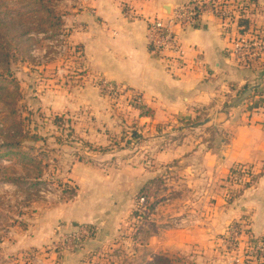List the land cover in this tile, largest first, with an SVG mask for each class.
Segmentation results:
<instances>
[{
	"label": "crops",
	"instance_id": "0c3cea01",
	"mask_svg": "<svg viewBox=\"0 0 264 264\" xmlns=\"http://www.w3.org/2000/svg\"><path fill=\"white\" fill-rule=\"evenodd\" d=\"M192 1L88 0L75 16L77 27L82 28H76L74 41L82 47L89 74L136 92L139 104L152 112L150 117H139L134 110L155 169L151 175L144 166L129 168L121 161L122 170L131 171L120 174V181L112 176L72 181L77 187L74 198L58 211H46V224L16 243L18 250L47 246L58 222L60 233L67 226H94L97 238L92 246L113 240L128 217L135 190L163 174L168 181L165 199L154 209L155 232L149 240L154 253L192 250L194 264H252L241 257H215L212 251L214 237H222L232 222L246 224L247 236L240 231L242 242L264 237V51L249 66L239 63L233 52V43L241 35L258 40L264 49V0L247 5L244 34L237 17L221 21L210 11L200 16L195 27L175 28L185 52L177 66L152 51L149 27L164 23L175 6ZM177 135L180 138L175 140ZM100 157L111 161L112 153ZM240 165L253 170L255 182L227 202L220 181L230 168ZM202 204L203 211L193 220L192 213ZM174 218L190 220L175 228ZM85 259L84 253L71 252L54 264H93ZM51 260L38 264H53Z\"/></svg>",
	"mask_w": 264,
	"mask_h": 264
},
{
	"label": "rangeland",
	"instance_id": "374dc122",
	"mask_svg": "<svg viewBox=\"0 0 264 264\" xmlns=\"http://www.w3.org/2000/svg\"><path fill=\"white\" fill-rule=\"evenodd\" d=\"M3 1L13 11L30 3L32 10L41 9L44 14L43 5L53 15L38 31L34 28L40 22L33 15L27 25L33 29L28 37L34 41L27 52H15L16 58L10 61L8 67L4 69L0 66V87L9 89V92L17 87L12 98L5 95L0 99V264H38L50 257V263L54 264L59 257L62 259L71 252L84 253L85 260L93 264H159L155 257H166L170 264H187L186 261L194 264L192 257L195 254H192V250L180 253L155 250L154 253L156 248H153V244L149 246L155 232L154 210L151 212L148 205L146 209L144 205L139 208L145 215L143 226L140 223L142 220L132 218L140 188L131 197L128 217L120 223L113 240L92 246L90 244L97 238L94 226H67L68 230L60 233L58 222L54 224L56 235L47 246L17 249V244L24 241L26 234L46 224V211H58L61 204L74 198L72 193L77 187L72 181L85 177L108 179L111 176L114 181H120V174L131 171L122 170L124 165L134 169L144 166L145 171L153 175L155 164L149 144H146L148 140L142 138L134 114L133 106L140 105L139 102L125 88L121 87L118 91L103 88V81L89 74L82 58V47L75 44L76 28L82 27H77L74 18L83 11L88 0ZM226 2L233 8L230 9L232 17L234 15L238 19L240 12L236 9V3L230 0ZM6 69L9 73L5 72ZM134 134L138 138H134ZM33 136L38 138L33 139ZM179 138L177 135L175 140ZM11 140L19 142L20 151L27 160L18 155V150L5 147ZM9 151V156H3ZM107 153H112V160H100V156ZM121 161L124 162L123 166ZM232 168L219 184L222 197L227 202L242 191L241 185L233 187L232 183H228ZM13 176L20 177L21 184L7 180ZM159 177L156 175L150 179ZM162 177L165 175L162 174ZM165 180L167 177L161 180L164 182L163 190L149 202L154 209L164 203L163 195L168 183ZM202 206L198 210L195 208L193 217L203 211ZM187 220L190 219L174 218L171 224L176 228ZM193 220H197L196 217ZM244 226L245 223L232 222L222 237H214L216 244L212 255L228 259L241 257L252 264H264V237L242 242L240 231L247 236ZM79 229L87 230L80 247L74 251H61L60 247L65 244L63 236ZM138 229L152 230L153 233L149 238H144L138 234ZM232 232H236L237 236ZM134 235L137 236L136 240ZM254 246L261 248L263 253L252 251L251 247ZM257 259L261 262H257Z\"/></svg>",
	"mask_w": 264,
	"mask_h": 264
},
{
	"label": "built area",
	"instance_id": "2783aa9c",
	"mask_svg": "<svg viewBox=\"0 0 264 264\" xmlns=\"http://www.w3.org/2000/svg\"><path fill=\"white\" fill-rule=\"evenodd\" d=\"M210 11L221 21L230 20L232 11L228 8V3L225 0H194L190 3L175 6L167 16L164 23H154L149 27V46L152 51L159 55L165 62H173L177 66L183 63L185 52L180 46L174 33L175 28L195 27L198 25L200 16L205 12ZM264 49L262 44L256 39H250L246 36H239L233 43V52L239 63L244 66H249L262 55ZM103 88L109 91H118L119 86L103 81ZM133 99L138 101L139 96L136 92H132ZM253 174L252 169L247 166H238L229 174L228 183H232L233 187L249 183V174ZM235 237L236 232H232ZM87 236L86 229H79L76 232L69 233L63 236V241L60 247L61 251H74L80 247V242ZM259 245V244H258ZM257 246V245H256ZM256 246L251 247L252 251L263 253L261 248ZM258 252V254H260Z\"/></svg>",
	"mask_w": 264,
	"mask_h": 264
},
{
	"label": "trees",
	"instance_id": "16d2710c",
	"mask_svg": "<svg viewBox=\"0 0 264 264\" xmlns=\"http://www.w3.org/2000/svg\"><path fill=\"white\" fill-rule=\"evenodd\" d=\"M228 1V0H225ZM230 2L236 3V9L240 12V16L238 17V27L240 28V33L244 34L247 30L248 21L244 17V14L246 13L245 10L247 8L248 4H253L255 0H230ZM41 10V9H40ZM34 11L32 10V6L30 3H27L24 5V7L20 10L13 11L12 9H9L6 3H4L3 0H0V66L5 69V67H8L10 61L12 59H15V52H23L26 53L27 49L30 47L31 43L34 41L31 37H28V34L33 30L32 27H28V22L31 21V18L33 15L37 16L38 21L40 24L34 28V30H42L44 28V25L46 22L51 20V16L53 15L52 11H49V9L44 8L42 5V10L44 14L41 13V11ZM14 13V14H12ZM53 26V25H51ZM23 46V49L21 48ZM25 47V48H24ZM6 73H9V71L6 69ZM5 82V81H1ZM12 84H15L14 81H10ZM16 85V84H15ZM15 91L9 92V89H6L5 87H0V91H3L0 93V99L5 98V95H9L11 97L12 93L17 92V87L15 86ZM256 95H258L257 92H255ZM12 98V97H11ZM12 100V99H11ZM236 100L234 101V104H236ZM133 108L138 111L139 117H150L152 115V112L147 109L146 107L142 105H134ZM196 124V121H189L187 124ZM1 132V130H0ZM134 138H138V135L134 134ZM210 139H213L215 137V134L213 132H209ZM38 137L33 136V139H37ZM216 139V138H215ZM214 139V140H215ZM6 148L18 150L22 159L27 160L25 157L26 155L20 151L19 142H14L11 140L7 145ZM4 147V148H5ZM11 154V151L8 153H3V156H9ZM17 154V153H15ZM2 157V156H1ZM235 168H232L230 172H233ZM40 174V171L39 173ZM250 175V182L249 183H243L241 185V190H245L252 186L253 183L251 181H255L256 177L253 174ZM34 180V178H32ZM8 181L13 182L16 185L21 184V178L17 176H13L11 178H7ZM162 178H153L148 180L138 191L137 193V208L132 213V218L137 220H142L140 223H145V215L143 212H141L139 209L142 205H144L145 209L148 208L152 212L154 210V206L150 205V200H153L156 198L158 193L163 190L164 188V182L161 181ZM31 186H34L33 183H31ZM73 197L75 196V191L72 193ZM138 234H142L144 238H149L153 231L148 232L144 229H138ZM134 239H137V236L134 235ZM156 262L161 264L165 262L166 264H170V261L166 257H159L156 258ZM261 262L260 259H257ZM264 259H262L263 261ZM187 264H190V262L186 261Z\"/></svg>",
	"mask_w": 264,
	"mask_h": 264
},
{
	"label": "water",
	"instance_id": "95a60500",
	"mask_svg": "<svg viewBox=\"0 0 264 264\" xmlns=\"http://www.w3.org/2000/svg\"><path fill=\"white\" fill-rule=\"evenodd\" d=\"M168 14H169V13H168ZM248 94H249V91H247V92L243 95L242 99L246 98V97L248 96Z\"/></svg>",
	"mask_w": 264,
	"mask_h": 264
}]
</instances>
